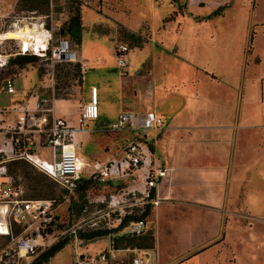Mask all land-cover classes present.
I'll list each match as a JSON object with an SVG mask.
<instances>
[{"label": "rangeland", "instance_id": "374dc122", "mask_svg": "<svg viewBox=\"0 0 264 264\" xmlns=\"http://www.w3.org/2000/svg\"><path fill=\"white\" fill-rule=\"evenodd\" d=\"M70 1L0 0V35L10 29L28 27V33H39L42 32L44 25L45 27L52 26L55 35H58L72 15ZM77 1L81 3V0ZM109 1L123 3L126 10L115 11L122 8L108 5ZM171 1L178 2L180 12L187 15H181L177 21H165L171 13L178 9V6ZM196 2L199 5L214 2L215 7L224 5V15L213 17L208 21L196 22L189 11L204 16L210 14L215 8L210 11L209 8L213 5L198 7V4L192 0L189 3V9L188 0H103L102 6H99L94 0H90V5L85 6L82 12L85 27L82 32L81 45L83 51L93 55L95 60H100L101 63L93 62L92 67L81 77L76 74L74 63L71 65H68V62L53 64L51 60L38 57L34 63L17 66L10 62V59L18 56L17 51L21 38L0 39V109L11 106L15 100L23 99L27 95L50 93L53 87L57 97L74 100L64 106L69 112L68 118L75 121L78 112L77 103L79 105L83 100L89 101L91 87L96 85L100 89H105L104 101L102 92H100L101 119L114 120L121 107L133 112H141L151 104L155 112H163L165 116L164 129H166L173 115L172 109L180 103V95L176 91L168 93L163 91L164 94L156 93L155 98H149L151 100L149 103L146 101L147 88L151 81L154 86L161 84L163 73L173 66L176 67L182 61V56L196 64L222 70L224 65H227V57L233 58L238 54L242 56L245 51L247 58L249 57L247 62L252 63L250 73L255 71L256 75L264 76V0H196ZM118 21L129 28H139L136 33L138 38L126 37L124 31L128 30ZM188 22H192L194 25L210 24L204 26L201 37L187 29ZM25 34L24 32L23 36ZM212 35H214L213 38H211ZM92 41L95 43L93 44ZM119 41L127 42L131 46L127 55L130 63L127 73L122 72L118 67L114 53L115 45ZM78 50H80L79 47ZM85 57L89 59L88 56ZM218 61L221 63L218 64ZM57 64L65 65V67L56 71ZM146 68L150 70L147 76ZM67 71L70 73L65 76ZM5 77L14 78L16 89L14 93H10L4 88ZM126 78L129 80L125 97L122 98L120 90L122 86H126V80H124ZM263 83L264 79H260L261 89ZM253 89L256 94L260 90L258 79L254 82ZM134 90H138L137 95ZM155 99H160L161 102L153 105ZM258 106L259 110H263L264 104ZM93 125L90 124L89 127L92 128ZM149 134L155 138L159 136L155 130L149 131ZM112 136L121 138L119 148L129 138V135L112 132L105 134L96 132L87 137L83 136V154L89 160L105 159L107 154L104 152L103 146L112 147L117 142ZM177 152L179 156L180 147ZM261 161L262 164L258 171L256 169L250 171L253 180L243 186L242 194L238 199L233 200L232 211H229L226 205L222 207V224L223 229H227V232H224L218 239L221 245V248L217 250L218 256L222 253L218 264H264V156ZM31 170L33 174L38 173L34 171V168ZM19 180L24 187L26 197H53L52 199L57 200L56 225L51 229V236L39 248V254L64 238L65 236L61 235L62 231L69 229L78 221L83 223L82 230L78 235L82 232L100 229V224H94V217L99 215L100 209L107 206V203L102 202L101 198L103 194L108 193V188L102 187L96 190L90 198H87L86 195H81L78 192L66 193L55 185L54 190H48L46 196H39V193L33 192L29 188V182L22 176H19ZM48 181L52 185L54 184L50 179ZM163 205L160 206V209L163 208ZM157 213L158 209L153 213V218L152 211L146 217L147 228L145 232L137 236L136 244L123 243L122 246L139 247L140 244L148 243L151 239L153 226L155 230L157 228V245L167 255L180 252V249L192 242L208 241L212 235L217 236L218 234L215 233L214 228H211L210 233H206V230L203 232L201 228L182 230L178 212H170L164 208L160 216ZM157 217L160 218L159 223ZM78 235H67L73 245L67 246L59 257L47 264H74V258L70 255L71 247L74 246V249L78 250L75 254L77 256L80 252L87 251L85 247L87 244L101 238L111 240L108 235L93 240L80 239ZM123 259V263L118 260L114 264H129L130 258L124 256Z\"/></svg>", "mask_w": 264, "mask_h": 264}, {"label": "crops", "instance_id": "0c3cea01", "mask_svg": "<svg viewBox=\"0 0 264 264\" xmlns=\"http://www.w3.org/2000/svg\"><path fill=\"white\" fill-rule=\"evenodd\" d=\"M89 1L81 0L82 32L85 27L82 20V12L85 6L90 5ZM94 1L99 6H102L103 0ZM192 1L198 4L196 0ZM190 2L191 0H188V9ZM171 3L178 6V9L174 11L177 14L171 21H177L181 15H187L180 12L178 2L171 1ZM107 4L121 7L122 9L115 10L117 12L126 10L123 3L109 1ZM206 5H213L209 8L210 11L213 10L212 8L215 9L210 14L204 16L189 11L191 16H193V20L204 22L213 19V17L224 15V5H217L215 7L214 2ZM206 5L198 4V7H206ZM222 7L223 11L221 14L205 18ZM201 17H204V19H201ZM118 23L131 33L138 32L139 28L132 29L119 21ZM208 24L210 23L194 25L192 22H188L187 29L201 36L204 26ZM62 35L72 39L69 35V37L64 34ZM213 37L214 35L211 36V38ZM77 45L80 49L81 59L89 64V68L92 67L93 62L96 64L101 63L100 60H95L93 55L83 51L81 41ZM85 56H88L89 59ZM182 58V61L176 67L173 66V68L163 73L164 76L161 84L154 86L151 81V84L147 88L148 97L146 101L149 103L151 102L149 98H155L156 93L160 94L163 91L166 93L176 91L180 95V103L171 111L173 115L169 126L166 129L163 127L162 129L155 130L159 133L158 138L150 136V134L147 137V141L154 153L156 164L168 168L167 176L158 181L157 189L160 202L157 205L149 207L152 211V218L156 209H158L157 214L160 216L162 209L165 208L167 211L178 212L180 214V229L201 228L203 232L206 230V233H210L211 228H214L215 233H218L217 236L212 235L208 241L204 242H192L193 244H188L186 247L180 249V252L167 255L157 245V228L155 230L154 226L150 241L140 244L139 247L130 246L134 244L128 242H117L118 237L130 233L127 228L128 225L125 224L122 228L120 226L115 229L114 237L111 238L108 234L111 240L101 238L99 239L100 241L97 240L87 244L85 246L87 251L80 252L77 256L75 254L78 250L74 249V246L71 247L70 255L74 258V264H76L78 256L96 255L100 251L106 250H114L117 255L111 261V264H114L118 260L123 263L124 256L130 258L129 264H133L135 256H144L146 254L152 257L150 264H218V261L222 257L220 256L222 253L218 256L217 251L221 248L218 239L222 237L224 232H227V229H223L222 207L226 205L229 211H232L234 206L233 200L238 199L240 194H242V187L247 185L250 180H253V175L250 174V171L255 169L258 171L264 156V108L263 110H259L258 108V105L264 104V83L262 89L260 85V79H264V76L256 75L255 71H251L250 73L252 63L247 62L249 61V57L247 58L245 51L242 56L238 54L233 58L227 57V65H224L222 70L196 64L183 56ZM217 63L221 62L218 61ZM129 69L130 63L126 73ZM148 73H150V70L146 68V76ZM257 79L260 90L256 94L253 88L254 82ZM124 80H126V86H122L120 90V97L122 98L125 97L129 78ZM96 87L99 105L101 99L100 92H102V100L104 101L105 89ZM137 92L138 90H134L135 95H137ZM38 95L41 94L34 96L27 95L23 99L15 100L12 105L21 100H28L30 104H34ZM72 101L74 100L57 98L55 113L57 116L65 118L73 127H79L82 106L89 101L83 100L79 105L77 103L78 112L75 121L68 118L69 112L64 106ZM154 101L153 105L161 102L160 99H155ZM149 110L155 111L151 104L141 112ZM122 111L133 112L126 110L125 107H121L118 115ZM156 113L165 119L162 111H156ZM112 121L101 119V113L99 112L98 119L90 123L94 124L90 134L96 132L111 133L104 128ZM123 134L129 135L127 132H123ZM88 135L83 136L87 137ZM114 139L117 141L116 145L112 147L108 145L103 146L107 157L105 159L94 160H107L119 154L118 146L122 140L117 137ZM179 147L180 155L178 156L177 150ZM162 204H164L163 208L160 209ZM157 222H160V218L157 219ZM123 243L130 245L122 246ZM69 245L73 244H67L44 264L50 263L56 257H59Z\"/></svg>", "mask_w": 264, "mask_h": 264}, {"label": "built area", "instance_id": "2783aa9c", "mask_svg": "<svg viewBox=\"0 0 264 264\" xmlns=\"http://www.w3.org/2000/svg\"><path fill=\"white\" fill-rule=\"evenodd\" d=\"M25 39L18 45V55H35L53 64L79 63L82 73L89 69V64L81 59L77 43L60 33L55 35L52 26L44 25L42 32L30 33ZM130 49L127 42L115 45L122 72L129 67ZM4 88L14 93V78L5 77ZM56 100L52 87L50 93L38 95L34 104L21 100L0 109V264H31L56 225L55 201L26 197L23 185L10 173L12 162H29L72 194L79 191L83 181L89 182L87 198L102 187L109 188L101 198L107 206L98 211L94 224H100L99 230L109 231L111 238L129 217L128 231L142 234L147 228L143 213L148 206L160 202L158 181L167 176L168 168L156 164L147 137L149 131L165 126L163 116L152 110L122 111L104 128L112 133H129L119 154L107 160H89L83 154L82 136L92 132L89 125L99 117L97 87L91 88V100L82 106L79 127L56 115ZM82 224L78 221L61 235L77 236ZM116 256L114 250L100 251L78 256L76 264H111ZM151 262L148 254L133 258V264Z\"/></svg>", "mask_w": 264, "mask_h": 264}, {"label": "trees", "instance_id": "16d2710c", "mask_svg": "<svg viewBox=\"0 0 264 264\" xmlns=\"http://www.w3.org/2000/svg\"><path fill=\"white\" fill-rule=\"evenodd\" d=\"M70 11L72 15H70L68 22L65 23V25L62 28L61 33L64 35H69L76 43H80L81 37H82V21H81V3H79L77 0H71L70 1ZM223 11V7L219 8L218 10L214 11L210 16L205 18H210L212 16L221 14ZM177 12L172 13L168 18L165 19V21H171L175 18V15ZM200 19V18H199ZM201 19H204V17H201ZM126 34V37L131 39H137L138 35L136 33H131L129 31H124ZM131 47V46H130ZM38 57L35 55H18L17 57L10 59V62L15 63L17 66H24L28 63H34ZM72 63H68V65H71ZM65 65L57 64L56 65V71H60L63 69ZM74 67H76V74L80 77L82 76L81 67L79 63H75ZM70 71H67L65 73V76H68ZM56 98H66V97H57ZM31 168H34V171H37L38 173L33 174ZM10 173H12L17 181V183L21 184L19 180V176H22L26 181L29 182V188L33 192L39 193V196H46L48 193V190L52 189L54 190V186H59L58 183H56L53 179H51L49 176H47L45 173L39 171L37 168H35L33 165H31L29 162L25 160H18L15 162H12L9 165ZM51 180L54 184L52 185L48 180ZM89 182L83 181L82 185L79 187L78 193L81 195H86L85 191L88 188ZM60 187V186H59ZM61 188V187H60ZM64 192L70 193L68 190L61 188ZM53 198V197H52ZM49 198V199H52ZM55 201V205L57 204V200L53 199ZM60 200V199H59ZM150 207L146 209V211L143 213V217L145 218L150 214ZM130 220L129 218H126L123 224L121 225V228ZM109 234V231L104 230H96V231H88V232H82L78 236L79 238H84L88 240H93L96 238H101L104 236H107ZM137 238V235H127L123 234L120 237H118L117 242H128L130 244H135V240ZM70 243V237H65L63 239H60L59 241L52 244L50 247H48L46 250H44L42 253H40L31 264H44L48 262L57 252L62 250L67 244Z\"/></svg>", "mask_w": 264, "mask_h": 264}, {"label": "bare ground", "instance_id": "6f19581e", "mask_svg": "<svg viewBox=\"0 0 264 264\" xmlns=\"http://www.w3.org/2000/svg\"><path fill=\"white\" fill-rule=\"evenodd\" d=\"M28 31H29V27L25 29H10V30L4 31V33L0 35V39H20L21 38L22 40H26L25 37L29 35L30 33V32L28 33ZM24 32L26 33L25 36H23Z\"/></svg>", "mask_w": 264, "mask_h": 264}, {"label": "water", "instance_id": "95a60500", "mask_svg": "<svg viewBox=\"0 0 264 264\" xmlns=\"http://www.w3.org/2000/svg\"><path fill=\"white\" fill-rule=\"evenodd\" d=\"M127 234L136 235L135 233H127Z\"/></svg>", "mask_w": 264, "mask_h": 264}]
</instances>
